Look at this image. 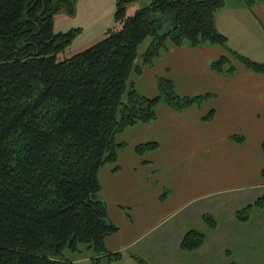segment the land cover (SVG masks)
<instances>
[{"label":"trees","instance_id":"1","mask_svg":"<svg viewBox=\"0 0 264 264\" xmlns=\"http://www.w3.org/2000/svg\"><path fill=\"white\" fill-rule=\"evenodd\" d=\"M129 1L116 0L117 24L103 38L61 57L80 27L55 32L53 16L59 8L73 14L74 0H0V264H70L66 251H81L82 245L94 262L118 256L105 246L117 226L99 197L98 179L99 169L117 159L123 145L117 135L153 120L159 103L180 111L212 96L179 94L165 76L157 77L154 95L140 93L129 75L140 72L135 59L145 38L150 41L140 55L142 66L169 44L210 43L223 48L209 63L212 71L230 76L240 64L264 73V61L231 49L215 27L225 0H150L127 15ZM167 12L170 29L157 16ZM212 116L209 109L203 119ZM230 137L243 141L242 135ZM156 147L146 141L134 149L143 154ZM203 238L200 230H190L180 246L193 249Z\"/></svg>","mask_w":264,"mask_h":264},{"label":"crops","instance_id":"2","mask_svg":"<svg viewBox=\"0 0 264 264\" xmlns=\"http://www.w3.org/2000/svg\"><path fill=\"white\" fill-rule=\"evenodd\" d=\"M214 21L231 49L264 60V0L251 5L225 0ZM222 53L217 44H169L151 65L141 66L139 73L131 71L134 86L147 96L156 93V77L161 75L172 80L179 94L212 96L180 111L159 103L153 120L117 135L123 145L116 161L98 171L99 195L117 226L104 242L108 251L118 254L116 260L135 261L133 256L144 254L168 259V250L159 245L163 236L185 227L194 219L191 216L198 215L205 231L203 213L217 218L218 209L223 211V204L235 195L237 202H250L264 194V73L240 64L230 76L214 72L209 63ZM209 109L213 116L205 120ZM233 134L242 135L243 141L232 139ZM146 141H156L157 147L137 154L135 145ZM203 199L209 203L197 204ZM190 207L194 212L184 214ZM227 220L230 225L260 228L264 206L242 222L233 217L223 221ZM235 239L233 251L198 250L196 264H264L263 233L250 234L247 229Z\"/></svg>","mask_w":264,"mask_h":264},{"label":"rangeland","instance_id":"3","mask_svg":"<svg viewBox=\"0 0 264 264\" xmlns=\"http://www.w3.org/2000/svg\"><path fill=\"white\" fill-rule=\"evenodd\" d=\"M149 1L150 0H131L127 2L126 14H133L138 8L146 5ZM115 6L116 0H74L75 10L73 14L67 13L63 8H59L55 11L53 16V30L55 32L67 31L71 28L80 27V31L72 38L71 42L59 53V55L61 57L69 56L103 38L107 29L117 24L114 20ZM157 16H162L160 20L166 29L172 28L173 19L169 12L164 14L158 13ZM149 41L150 37L145 38L138 47V54L135 59V64L137 66H142L140 55L144 48L148 45ZM133 78L134 75L129 78L132 83ZM136 89L138 91H142L138 87H136ZM235 196L233 197V201L230 200L228 201V204H223L226 205L223 211L218 209V212L220 213L217 217L218 219L208 212L202 214L201 217L206 225L205 231L198 218H195L198 217V215H193L192 213L193 216H191V218L194 219L185 224V227L180 228V230L176 232L173 230L172 234H165L163 236L164 241L159 245L168 250V255L170 257L168 259H165L167 257L166 255H164L163 258H155L154 256H147V254H144V257L133 256L134 259H136L135 261L131 259L108 260L106 257H100L98 261L94 262L90 258L92 253L90 250L86 249L84 245H82L81 251H66L65 255L70 259V264H196L195 256L197 254L195 253L198 250L215 252L219 250L233 251V241H235V238L237 237L240 238L242 232L244 231L245 233V230L247 229L250 234L260 232L264 235V223H260L261 226L258 228L257 225L255 227H247L246 225H237L236 223L230 225L228 220L225 222L223 221L227 218L230 219V217H233L242 222L248 219V216L253 209H258L264 206V200L261 201L259 197L252 200L253 202H237ZM208 203L209 199L197 201V204ZM191 208L193 207H190V209L183 213L186 214L187 212H194L191 211ZM237 213L242 217V219L237 218ZM204 217L208 220H214V224L210 226ZM257 217L258 214L256 213L254 219ZM158 230L162 231V228L160 227ZM190 230H200L203 232V242L198 247L193 249H183L180 246L181 239ZM177 235H179L178 238ZM204 260L210 261V259L207 258ZM237 261L240 263L241 260L239 259Z\"/></svg>","mask_w":264,"mask_h":264}]
</instances>
